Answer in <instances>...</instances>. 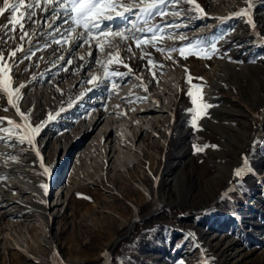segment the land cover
I'll return each mask as SVG.
<instances>
[{
	"label": "rangeland",
	"instance_id": "rangeland-1",
	"mask_svg": "<svg viewBox=\"0 0 264 264\" xmlns=\"http://www.w3.org/2000/svg\"><path fill=\"white\" fill-rule=\"evenodd\" d=\"M57 1L0 0V264H264V0Z\"/></svg>",
	"mask_w": 264,
	"mask_h": 264
},
{
	"label": "bare ground",
	"instance_id": "bare-ground-1",
	"mask_svg": "<svg viewBox=\"0 0 264 264\" xmlns=\"http://www.w3.org/2000/svg\"><path fill=\"white\" fill-rule=\"evenodd\" d=\"M53 3H58L57 0H47V6H50L52 5ZM60 7V6H59ZM57 10H54V17H56L57 13H56ZM65 29V28H64ZM106 34H102V35H99L98 37H91V38H87L85 37L79 30H76L74 31L73 33V42L70 43V46L68 47V49L66 48L67 51H70L72 50V48L74 47V45L76 44H80L81 48L84 47V50L86 51L85 52V55L92 49H94L97 44H98V47L97 49L102 52V49L100 47V43L101 40L104 38V36H106ZM58 36L55 35V38H57ZM122 38V32L120 34V39ZM105 51V50H104ZM81 52H78V55H80ZM104 56H101V59L98 60V64L97 66H99L101 64L103 60ZM152 75V74H151ZM75 80L71 81L70 84L74 83ZM104 89H101L100 92L96 95V98H95V102L93 103V105L95 106H98L99 104V101L101 99V96L102 95H105V96H108V92L107 91H103ZM163 91V90H161ZM182 94V92H178L175 94V98L176 96L177 97H180ZM103 97V96H102ZM104 98V97H103ZM123 98H126V97H123ZM122 99V98H121ZM138 98L136 97H132L130 98L129 100L131 101H134ZM113 106V105H112ZM111 106V107H112ZM158 108V106H140V107H136V108H131L132 109V113H133V116H134V119H136V121H138L139 119H146L148 118L146 115L147 114H151L152 112H156L155 110ZM108 109H106L105 111L102 110V111H99L97 112L93 117L89 118V125L87 128H86V135H88L89 133H91L95 128L96 126L100 123L101 119H102V116L104 115V113L107 112ZM108 114V113H107ZM138 119V120H137ZM140 121V120H139ZM156 124L159 125V124H162L161 121H156ZM120 134L119 136L120 137H125L126 134L130 133V129L128 128V126H125V125H121V129L119 130ZM103 133H106V130H104ZM148 132L145 131V130H140V134L138 135H147ZM136 137V136H134ZM119 142V143H118ZM118 144L121 145V143L123 142L121 138H118ZM150 148L149 149H152L154 147L157 146V143H150L149 144ZM19 171V170H18ZM21 175H19V173H15L12 171L11 167L8 165H6L4 168H0V182H6L7 184H11L12 182H16V183H19V181L17 180V177H20ZM22 180H25V176L22 175V177H20ZM27 181V180H25ZM27 185V184H26ZM31 187V186H30ZM1 185H0V189H1Z\"/></svg>",
	"mask_w": 264,
	"mask_h": 264
}]
</instances>
